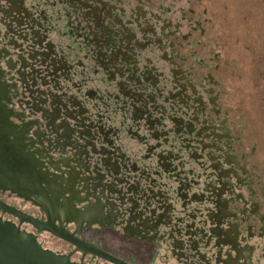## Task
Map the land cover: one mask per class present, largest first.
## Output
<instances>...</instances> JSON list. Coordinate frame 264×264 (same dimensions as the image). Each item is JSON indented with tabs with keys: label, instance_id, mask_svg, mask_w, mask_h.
Returning <instances> with one entry per match:
<instances>
[{
	"label": "flooded vegetation",
	"instance_id": "flooded-vegetation-1",
	"mask_svg": "<svg viewBox=\"0 0 264 264\" xmlns=\"http://www.w3.org/2000/svg\"><path fill=\"white\" fill-rule=\"evenodd\" d=\"M172 5L0 0V218L72 264H264V178Z\"/></svg>",
	"mask_w": 264,
	"mask_h": 264
},
{
	"label": "rangeland",
	"instance_id": "rangeland-1",
	"mask_svg": "<svg viewBox=\"0 0 264 264\" xmlns=\"http://www.w3.org/2000/svg\"><path fill=\"white\" fill-rule=\"evenodd\" d=\"M168 2L190 25L189 47L217 63L216 85L228 109V127L237 148L264 178V0Z\"/></svg>",
	"mask_w": 264,
	"mask_h": 264
},
{
	"label": "water",
	"instance_id": "water-1",
	"mask_svg": "<svg viewBox=\"0 0 264 264\" xmlns=\"http://www.w3.org/2000/svg\"><path fill=\"white\" fill-rule=\"evenodd\" d=\"M0 176H3L0 166ZM2 207V204H0ZM4 208V207H3ZM23 217L18 211H13ZM36 225L37 221L25 217ZM39 226V225H38ZM41 226V225H40ZM52 230L50 227H46ZM63 238L70 239L63 232H58ZM75 242V241H74ZM77 244V243H76ZM78 247L81 245L78 243ZM0 264H72L68 257L58 255L52 251L43 249L35 236L28 234L16 225L3 221L0 218Z\"/></svg>",
	"mask_w": 264,
	"mask_h": 264
}]
</instances>
